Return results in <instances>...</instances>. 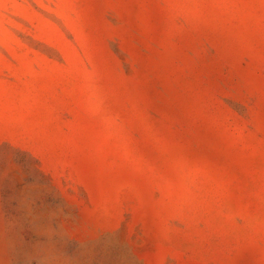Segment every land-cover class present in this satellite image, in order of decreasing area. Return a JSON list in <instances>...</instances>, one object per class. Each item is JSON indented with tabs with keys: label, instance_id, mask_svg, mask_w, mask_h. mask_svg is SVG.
<instances>
[{
	"label": "rangeland",
	"instance_id": "obj_1",
	"mask_svg": "<svg viewBox=\"0 0 264 264\" xmlns=\"http://www.w3.org/2000/svg\"><path fill=\"white\" fill-rule=\"evenodd\" d=\"M0 264H264V0H0Z\"/></svg>",
	"mask_w": 264,
	"mask_h": 264
}]
</instances>
